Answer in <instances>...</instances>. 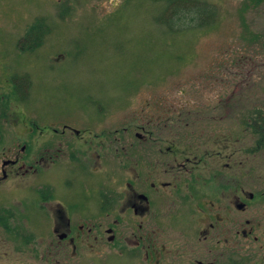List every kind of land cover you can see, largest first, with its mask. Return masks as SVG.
<instances>
[{
  "label": "flooded vegetation",
  "instance_id": "flooded-vegetation-1",
  "mask_svg": "<svg viewBox=\"0 0 264 264\" xmlns=\"http://www.w3.org/2000/svg\"><path fill=\"white\" fill-rule=\"evenodd\" d=\"M0 69V264H264V88L252 97V71L245 94L215 97L226 128L205 130L190 102L113 124L94 103L96 119L42 126L20 100L30 78Z\"/></svg>",
  "mask_w": 264,
  "mask_h": 264
},
{
  "label": "rangeland",
  "instance_id": "rangeland-1",
  "mask_svg": "<svg viewBox=\"0 0 264 264\" xmlns=\"http://www.w3.org/2000/svg\"><path fill=\"white\" fill-rule=\"evenodd\" d=\"M175 1L0 0V66L30 78L20 99L28 118L42 126L62 113L96 119L99 103L113 124L190 102L197 127L224 130L226 121L211 118L215 97L245 94V71L252 97L264 88V0H199L212 9L182 22ZM38 17L51 31L25 38Z\"/></svg>",
  "mask_w": 264,
  "mask_h": 264
},
{
  "label": "trees",
  "instance_id": "trees-1",
  "mask_svg": "<svg viewBox=\"0 0 264 264\" xmlns=\"http://www.w3.org/2000/svg\"><path fill=\"white\" fill-rule=\"evenodd\" d=\"M196 3L200 4L201 6L196 7ZM206 4H208V3L202 2L199 0H176L174 2V5H177V7L179 9V13H177V15H176L178 17L177 21L182 22L184 20V17L191 16V15H192L191 17H193L195 15H198V12H200V10L207 12V13H203L204 16L207 15L208 10L212 9V7L206 6ZM42 21H44V22L42 23ZM45 23H46L45 20H43L42 18H40V17L36 18L34 23L25 32V38H28V36L31 37L35 33L36 30L44 32L42 30V28L41 29H39V28H40V25H43ZM44 36L45 35H42L43 38H44ZM37 44H39V42H37L36 44H34L30 47L32 52L34 51V48Z\"/></svg>",
  "mask_w": 264,
  "mask_h": 264
}]
</instances>
